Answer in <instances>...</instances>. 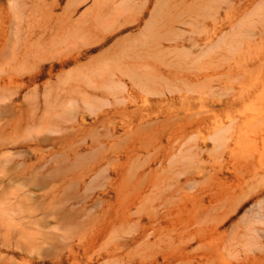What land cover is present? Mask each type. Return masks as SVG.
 Instances as JSON below:
<instances>
[{
  "label": "rangeland",
  "instance_id": "obj_1",
  "mask_svg": "<svg viewBox=\"0 0 264 264\" xmlns=\"http://www.w3.org/2000/svg\"><path fill=\"white\" fill-rule=\"evenodd\" d=\"M0 124V264H264V0H0Z\"/></svg>",
  "mask_w": 264,
  "mask_h": 264
},
{
  "label": "bare ground",
  "instance_id": "obj_2",
  "mask_svg": "<svg viewBox=\"0 0 264 264\" xmlns=\"http://www.w3.org/2000/svg\"><path fill=\"white\" fill-rule=\"evenodd\" d=\"M246 4H247V3H246ZM240 5H241V4H240ZM228 68H229V67H228ZM229 69H230V68H229ZM6 122H8V120H7ZM3 123H4V122H3ZM3 123H2V124H3ZM4 124H5V123H4ZM9 124H10V123H9ZM0 125H1V124H0ZM5 125H6V124H5ZM5 125H4V126H5ZM0 128H1V126H0ZM2 130H3V129H2Z\"/></svg>",
  "mask_w": 264,
  "mask_h": 264
}]
</instances>
